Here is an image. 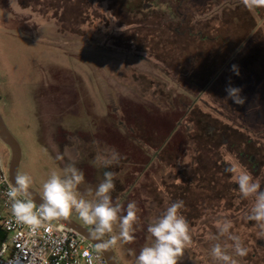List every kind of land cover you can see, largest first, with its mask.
Returning a JSON list of instances; mask_svg holds the SVG:
<instances>
[{
  "label": "rangeland",
  "instance_id": "1",
  "mask_svg": "<svg viewBox=\"0 0 264 264\" xmlns=\"http://www.w3.org/2000/svg\"><path fill=\"white\" fill-rule=\"evenodd\" d=\"M22 1L32 8H22L18 0H0V112L21 146L19 173L32 177L31 188L39 194L51 172L62 173L75 162L85 176L78 191L95 202L103 172L122 169L115 172V181L120 180L124 190L116 186L113 203H120L126 214L127 203L135 201L139 220L133 226L135 240L118 242L114 248L119 264H134L141 248L153 242L147 227L160 211L152 198L163 188L171 189L181 171L189 177L195 167L189 179L205 180V175L212 178V185L206 191H197L200 186L195 185L196 210L191 213H196V226L190 228L192 244L187 248L194 262L219 264L211 257V247L217 243L211 237H219L216 224L224 219L232 221L230 231L248 249L245 257L227 249L238 264H250L253 255L264 262V237L247 219L254 200L238 192L236 201L231 191L238 185L225 171L229 162H240L226 153V147L207 150L198 133L197 147L192 120L199 112L216 120V126L227 124L242 132L245 140L250 136L263 160L264 124L252 121L246 112L226 109L215 89L211 93L185 82L180 85L172 72H165L164 65L148 55L117 48L112 37L135 28L120 26L108 1L87 0L92 13L77 25L60 22L62 13L48 9L61 0ZM240 2L224 0L211 15ZM80 4L70 5L75 16L81 12ZM251 13L262 26L254 10ZM253 144H249L251 154L258 152ZM105 148L120 153L118 166L105 169L94 164L97 152ZM0 158L9 169L11 151L1 141ZM252 176L264 190V166ZM69 218L79 220L75 212ZM113 227V234L118 233V222Z\"/></svg>",
  "mask_w": 264,
  "mask_h": 264
},
{
  "label": "trees",
  "instance_id": "2",
  "mask_svg": "<svg viewBox=\"0 0 264 264\" xmlns=\"http://www.w3.org/2000/svg\"><path fill=\"white\" fill-rule=\"evenodd\" d=\"M18 1L22 8H32L22 0ZM79 1L61 0L59 4H49L48 9L62 13L60 22L77 25L87 21L92 13L87 0L86 3ZM106 1L120 26L135 28L112 37L117 48L148 55L164 65L165 72H172L180 85L185 82L211 93L215 89L217 99L226 109L246 112L252 121L264 124V8L253 9L263 22L259 26L254 13L241 2L212 16L213 10L221 8L224 0ZM76 4H80L81 12L75 16L70 5ZM228 86L241 89L240 95L245 100L243 105L226 99ZM197 115L192 120L197 131L194 132L197 147L199 139L210 151L212 147L215 150L227 147L238 155L249 152V144L254 142L250 136L245 140L242 132L232 126L221 123L219 127L211 116H203L199 112ZM253 149L258 151L255 153L258 164L263 167L261 149L256 147V143ZM204 178L196 180L200 186L197 191L201 188L206 191L212 185V178L205 175ZM213 186L216 188L214 181ZM153 200L158 202V196ZM6 239L7 233L0 228V245Z\"/></svg>",
  "mask_w": 264,
  "mask_h": 264
},
{
  "label": "clouds",
  "instance_id": "3",
  "mask_svg": "<svg viewBox=\"0 0 264 264\" xmlns=\"http://www.w3.org/2000/svg\"><path fill=\"white\" fill-rule=\"evenodd\" d=\"M241 3L249 11L256 8H264V0H241ZM228 96L238 105H243L244 98L240 95L241 89L228 86ZM58 160H63L62 155H57ZM121 155L115 148H105L98 151L94 160L97 167L110 168L118 166ZM230 173L232 180L238 185L240 195L245 198H252L254 203L250 209L247 219L254 221L259 229L258 235L264 237V190L254 180L252 174L241 164L229 162L225 169ZM116 173L104 171L103 179L96 187L94 194L95 202L84 198L78 191V186L85 180L84 173L75 166V162L69 163L63 168L62 173L53 171L42 185V192L39 193L41 203L36 202V196L30 191L33 183L32 177L27 174L17 173L14 181L8 183L5 193L9 210L15 221L30 228L35 234L39 229L51 231L52 222L67 219L73 212L87 225H92V237L100 241L96 244V252L87 254V264H102L101 255L103 251L115 246L118 242L132 243L135 240L134 224L139 220L138 208L135 201L127 203L126 214L121 215L122 205L113 203L111 193L115 191ZM92 189H90L91 191ZM119 199V197H118ZM184 207L183 201H175L170 204L155 222L149 223L147 232L153 239L141 248L138 255H135L134 264H179L184 251L192 244L190 226L186 218L180 213ZM118 222L119 231L114 232V224ZM220 237H226L232 243L228 246L217 242L211 247V257L219 264H238L237 259L230 255L227 249L231 248L236 257H245L248 249L244 246L239 235L230 231L232 221L224 219L216 224ZM108 235L107 240L102 239ZM38 253H34L29 264H38ZM42 259V257H40Z\"/></svg>",
  "mask_w": 264,
  "mask_h": 264
},
{
  "label": "built area",
  "instance_id": "4",
  "mask_svg": "<svg viewBox=\"0 0 264 264\" xmlns=\"http://www.w3.org/2000/svg\"><path fill=\"white\" fill-rule=\"evenodd\" d=\"M7 178L6 169L0 158V181ZM8 183L0 182V228L7 239L0 245V264H29L34 253H38V264H87L89 253L96 252L95 245L72 229L53 221L52 229H39L31 233L28 226L19 224L12 216L5 195ZM42 257V259H40ZM102 264H107L101 257Z\"/></svg>",
  "mask_w": 264,
  "mask_h": 264
},
{
  "label": "flooded vegetation",
  "instance_id": "5",
  "mask_svg": "<svg viewBox=\"0 0 264 264\" xmlns=\"http://www.w3.org/2000/svg\"><path fill=\"white\" fill-rule=\"evenodd\" d=\"M225 148V147H223ZM223 149H220V151ZM226 153L231 154L232 156H235V158H237V161L240 162L239 164L243 165L244 167H248L250 168V170H252V174H255L258 169H261V166L258 164V160L257 154H250V152L248 153H243L241 155L235 154L234 150H229L226 147ZM220 154V153H219ZM222 166V165H221ZM219 167V166H217ZM221 168V167H219ZM186 171V170H184ZM194 171H196V168L193 167L190 171V174L194 173ZM221 171H223V169L221 168ZM116 172V171H115ZM118 172V171H117ZM122 172V171H121ZM189 174L186 176L184 172H180V174L177 177V181H174V185L172 186L171 189H166L163 188L162 191H160L159 196H158V202H156L155 204L158 206V210L160 211V215L163 214V212L166 210V208L168 206H170L171 203L175 202V201H183L184 202V207L180 210V213L186 218V220L188 221H193V223H189L190 228H193L196 226V213H191V211L196 210V180L193 182V179H189L191 176ZM188 178V179H187ZM116 186H119L120 180L119 181H114ZM129 183V181H128ZM238 186H236L234 188V190L231 191V193L233 194L232 197H234V199H236V201H238ZM32 189V188H31ZM35 191V190H34ZM37 192V191H36ZM38 193V192H37ZM230 193V194H231ZM234 194H236L234 196ZM166 196V198H165ZM231 197V199H232ZM154 198V197H153ZM152 198V201L154 202ZM120 214L123 215V213L121 212ZM74 220V219H72ZM76 221L78 224L86 227L88 230H90L92 232L93 230V226L91 225H87L85 224L80 218L79 220H74ZM84 223V224H83ZM104 240H107L106 235L102 238ZM211 240H214L216 242L221 243L222 245H226L229 244L226 237H218L217 234L213 235V237H211ZM115 255H116V259H117V263L119 264V260H118V256L116 253V250L114 248V246L112 247ZM184 254L187 255V259H184L182 261H179V264H199V263H195L194 259L192 258V254L190 253V251L186 248L184 251ZM254 255L252 257V259L250 260V264H264L263 261H259Z\"/></svg>",
  "mask_w": 264,
  "mask_h": 264
},
{
  "label": "water",
  "instance_id": "6",
  "mask_svg": "<svg viewBox=\"0 0 264 264\" xmlns=\"http://www.w3.org/2000/svg\"><path fill=\"white\" fill-rule=\"evenodd\" d=\"M0 141L3 144H5L11 151V160H10V164H9V176H10V180L14 181L15 175L17 173H19V170H20L21 161H22V149H21V146H20L19 142L17 141V139L13 136V134L8 129L6 123H5V121L1 115V112H0ZM30 191L33 192L34 195L36 196V202L38 204L41 203L42 201L39 198V194L31 188H30ZM56 222L67 227L68 229L74 230L75 232H77L81 236L85 237L90 242H92L95 246H96V244H98L100 242L96 239H93V237L91 235L92 232L90 230H88L86 227L78 224L76 221L72 220L69 217L67 219H62V220L56 221ZM101 257H103L105 259L107 264H118L117 259H116V255H115L112 247L108 250L103 251ZM184 259H187V255H185V254L180 258V261H182Z\"/></svg>",
  "mask_w": 264,
  "mask_h": 264
},
{
  "label": "crops",
  "instance_id": "7",
  "mask_svg": "<svg viewBox=\"0 0 264 264\" xmlns=\"http://www.w3.org/2000/svg\"><path fill=\"white\" fill-rule=\"evenodd\" d=\"M1 207V206H0Z\"/></svg>",
  "mask_w": 264,
  "mask_h": 264
}]
</instances>
